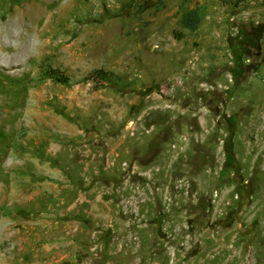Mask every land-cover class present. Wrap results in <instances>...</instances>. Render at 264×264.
Listing matches in <instances>:
<instances>
[{
  "label": "rangeland",
  "instance_id": "374dc122",
  "mask_svg": "<svg viewBox=\"0 0 264 264\" xmlns=\"http://www.w3.org/2000/svg\"><path fill=\"white\" fill-rule=\"evenodd\" d=\"M33 4L0 0L12 29L0 49V227L16 233L0 229V255L245 264L252 249L264 254V0H45L39 20ZM196 7L201 22L187 28L182 13ZM100 68L109 83L90 76ZM56 220L57 259L54 232L31 229Z\"/></svg>",
  "mask_w": 264,
  "mask_h": 264
},
{
  "label": "bare ground",
  "instance_id": "6f19581e",
  "mask_svg": "<svg viewBox=\"0 0 264 264\" xmlns=\"http://www.w3.org/2000/svg\"><path fill=\"white\" fill-rule=\"evenodd\" d=\"M28 1V0H27ZM45 0H32V3H37V4H33L34 6H32L31 8H33V16H34V18H37V20H39V19H41V17L44 15V12H43V10H42V6H41V3L42 2H44ZM28 4V3H27ZM25 9V8H24ZM24 9H22L23 11H22V13H21V15H19V16H22V14H25V10ZM19 10V9H18ZM28 10V9H27ZM16 11V10H15ZM19 11H21V10H19ZM20 14V13H19ZM18 15V14H17ZM30 15V14H29ZM25 16V15H24ZM31 16V15H30ZM45 16H46V13H45ZM23 17V16H22ZM25 17H27V15L25 16ZM21 18V17H20ZM20 18H19V20H20ZM22 19V18H21ZM24 21V19L23 20H21V22H23ZM45 24H46V21L44 22ZM45 28V27H44ZM40 30V29H39ZM39 30H37V33H39L40 31ZM11 33L12 32V29H10L9 28V24H7V25H1L0 24V49L1 50H10L11 48H12V45H10V43L8 42V41H6V40H2L1 39V37L5 34V33ZM37 124L39 125V126H42L43 125V123L42 122H39V121H37ZM24 143V142H23ZM28 145V144H27ZM34 145H38V144H34ZM24 146V145H23ZM29 146V145H28ZM21 147V146H20ZM31 147V146H30ZM34 147V146H33ZM40 147V146H39ZM32 148V147H31ZM43 148V147H42ZM115 148V147H114ZM30 149V148H29ZM23 150V149H22ZM31 150V149H30ZM33 150H35V149H33ZM84 158V157H83ZM49 169V168H48ZM3 188V189H2ZM7 189V188H6ZM3 190H5L4 189V187H1L0 188V192L1 191H3ZM6 192V191H5ZM13 192L12 191H9V192H7V193H5V195H3L2 197L3 198H10V197H13ZM24 199V198H23ZM55 214V213H54ZM42 222L43 221H41V222H39V223H36V224H34V226L31 228L32 229V232H34V231H39V230H41L42 231V234L45 236V239H48V240H50L51 239V237L55 234V239H56V242L54 243V247H56V251L54 252V257H55V259H57V220L54 222V223H50V222H46V223H43L42 224ZM4 223V225H2L1 227H0V229L2 230V233H3V235H7V236H9V237H11V239H13V238H15L16 237V233H14V232H12V228H13V226H14V224L13 223H10V222H8V221H4L3 222ZM263 229V228H262ZM264 231V230H263ZM52 232H54V234L51 236V233ZM234 232V231H233ZM239 232V231H238ZM185 233V232H184ZM264 233V232H263ZM182 234V233H181ZM231 234H232V232H231ZM230 234V235H231ZM234 234V233H233ZM239 234V233H238ZM1 235V234H0ZM24 235V234H23ZM220 235H223V234H220ZM234 236V235H233ZM260 238V237H259ZM43 239V238H42ZM219 239V238H218ZM237 239V238H236ZM263 239V238H262ZM55 241V240H54ZM264 241V240H263ZM263 241H262V243H263ZM51 242H53V240L51 241ZM222 243V242H221ZM252 243V242H251ZM235 244V243H234ZM255 244V243H254ZM253 244V245H254ZM257 246V245H256ZM14 247V246H13ZM16 247V246H15ZM230 247V246H229ZM253 247V246H252ZM220 248H221V246H220ZM240 248V247H239ZM257 248V247H256ZM227 249V248H226ZM221 250V249H220ZM246 250V249H245ZM258 250V249H257ZM228 251V250H227ZM231 251V250H230ZM238 251V250H237ZM245 252V251H244ZM149 253V252H148ZM239 253V252H238ZM238 253H235V258L238 256ZM247 253V252H246ZM246 253H245V255H246ZM218 254V253H217ZM228 254V253H227ZM241 254V253H240ZM44 255V254H43ZM245 255H244V257H245ZM256 255H257V259H258V261L260 260L259 258H260V255H261V259L263 260V262L262 263H260V264H264V254H260L259 252H254V250L252 249L251 251H250V257H249V259H248V263H245L244 261V263L245 264H256L254 261H252V260H250V258L251 257H256ZM13 257H14V255H13ZM46 257V256H45ZM229 257V256H228ZM227 257V258H228ZM243 257V258H244ZM4 258V259H3ZM238 259H239V257H237ZM229 259V258H228ZM227 260V259H226ZM229 261H231V258L228 260V261H223V264H226V262H229ZM246 261V260H245ZM260 262V261H259ZM202 263V262H201ZM0 264H12V259L7 255V254H4L3 256L2 255H0ZM203 264H204V261H203ZM258 264V263H257Z\"/></svg>",
  "mask_w": 264,
  "mask_h": 264
},
{
  "label": "trees",
  "instance_id": "16d2710c",
  "mask_svg": "<svg viewBox=\"0 0 264 264\" xmlns=\"http://www.w3.org/2000/svg\"><path fill=\"white\" fill-rule=\"evenodd\" d=\"M202 19V10L201 7L192 8L185 10L181 16L182 24L190 29H195L199 26ZM46 75L50 78H53L57 81L63 83H69L70 77L66 76L62 71L57 68H49L46 70ZM95 76L98 80H101L103 83H109L112 80V73L100 68L94 70L90 76Z\"/></svg>",
  "mask_w": 264,
  "mask_h": 264
}]
</instances>
